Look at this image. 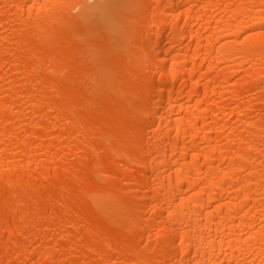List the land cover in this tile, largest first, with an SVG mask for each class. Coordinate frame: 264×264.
I'll list each match as a JSON object with an SVG mask.
<instances>
[{
	"label": "bare ground",
	"instance_id": "6f19581e",
	"mask_svg": "<svg viewBox=\"0 0 264 264\" xmlns=\"http://www.w3.org/2000/svg\"><path fill=\"white\" fill-rule=\"evenodd\" d=\"M0 264H264V0H0Z\"/></svg>",
	"mask_w": 264,
	"mask_h": 264
}]
</instances>
